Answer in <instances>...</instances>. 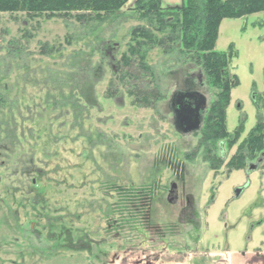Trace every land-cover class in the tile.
Returning a JSON list of instances; mask_svg holds the SVG:
<instances>
[{"label": "rangeland", "instance_id": "rangeland-1", "mask_svg": "<svg viewBox=\"0 0 264 264\" xmlns=\"http://www.w3.org/2000/svg\"><path fill=\"white\" fill-rule=\"evenodd\" d=\"M132 2L93 27L0 14V91H8L0 109V264H264V168L228 173L235 144L223 147L227 157L214 169L200 144L206 114L197 131L177 125L176 91H201L207 110L216 93L180 58L179 43H167L166 51L144 47L152 74L139 68L137 56L124 65L136 43L133 28L146 27L158 39L169 34L131 17ZM46 44L49 55L41 52ZM108 45L114 49L103 58ZM231 45L240 84L231 93L227 129L233 134L243 122L241 142L264 121V14L223 20L215 50ZM82 50L92 61L89 72L77 55ZM81 88L86 99L73 91ZM156 90L158 100L150 96ZM136 93L148 100L139 102ZM18 113L27 139L7 155L2 135ZM43 126L48 130L39 134ZM32 157L37 166L27 174ZM142 183L157 187L147 206L131 193ZM172 183L177 196L169 194Z\"/></svg>", "mask_w": 264, "mask_h": 264}, {"label": "trees", "instance_id": "trees-1", "mask_svg": "<svg viewBox=\"0 0 264 264\" xmlns=\"http://www.w3.org/2000/svg\"><path fill=\"white\" fill-rule=\"evenodd\" d=\"M128 1L0 0V14H24L26 20H34L41 17L47 19H75L82 26L91 25L94 22L97 25H101L110 22L112 17L120 12ZM129 11L131 12V17L141 22H146L147 26L152 27V24L155 25L156 30L159 32L165 33L169 31V34L164 38L158 39L146 27L138 26L133 28L131 36L133 40H136V43L135 45L131 44L129 50L123 55L124 65L129 66L131 58L137 56L139 68L143 72L152 74L151 67L145 63L144 47H149L150 45L159 46L166 51L169 46L167 43H179L178 54L180 58L197 66L207 84L216 90L215 99L210 103V107L205 113L206 120L200 141L201 145L207 146V153L211 158V166L214 169H219L223 165L225 157H223L222 152L226 153L223 148L225 145L229 149L238 144L236 153L227 163L228 173L235 169H246L247 162L254 160L260 153H264V121L259 119L256 126L241 142L239 141L244 133L243 122L235 133L230 134L228 132L226 111L231 102L232 90L240 84L237 74L232 70L231 62L238 54L233 45L226 52H218L215 49L219 37V28L223 20L245 18L256 13L264 14V0H183L179 6L168 7H163L161 0H135L133 5L129 7ZM90 27L93 26L91 25ZM71 37L70 35L69 38ZM68 42L70 43L71 41L68 40ZM111 49L114 48L110 45L106 48L103 47L101 51V54L103 53L102 57L107 58L108 54H111ZM41 52L48 55L51 54L47 44L42 46ZM77 55L82 60H88V57H86L88 55L83 50ZM91 63V60L87 61L86 71L88 72L93 68ZM84 67L85 64L84 66H77L76 64L72 66V68L80 69ZM75 78H77L76 75H69L72 83ZM71 89L72 87L70 91ZM1 90L0 109L3 108L7 101L6 94L8 92L2 88ZM73 91H81L80 94L82 96L85 93L82 88L81 90L74 89ZM136 95L138 97L137 100H140L139 102L141 103H143V100H148L146 98L147 94L136 93ZM87 96H84L85 99ZM150 96L158 100L160 93L157 90L152 91ZM78 101H80L79 98ZM79 104L81 105L82 103ZM18 115L20 114L12 115L13 119L11 121L13 123L11 128H7L5 133H3L4 135H2V138L6 140L4 152L7 155H10L13 151L22 150L21 144L25 143L24 141L27 139L22 128H19ZM42 117L44 116L40 118ZM2 124L8 125L10 121L5 123L2 120ZM48 128L50 129V127ZM46 130L48 129L43 126V129H40L38 133L41 134ZM32 132L34 134V131ZM50 138L46 140V147L50 146ZM34 147L36 153L41 151L39 143H35ZM23 149H25V146ZM35 166H37L35 157H32L27 163L28 169L25 173L31 174ZM262 167H264V163ZM155 192H157L155 184L142 183L131 193L143 203L142 205L145 204L144 206H147L150 200L154 198Z\"/></svg>", "mask_w": 264, "mask_h": 264}, {"label": "flooded vegetation", "instance_id": "flooded-vegetation-1", "mask_svg": "<svg viewBox=\"0 0 264 264\" xmlns=\"http://www.w3.org/2000/svg\"><path fill=\"white\" fill-rule=\"evenodd\" d=\"M179 92H182L183 94H185V96H184L185 98L183 97L179 100L176 99L177 94ZM199 94H202V92L197 90V89L188 87L187 89L178 90L172 95V99H171L172 110H173L174 114L177 116L176 117L177 125H179V127H181V130H183V131H184V127L181 124H179L180 122L178 121L179 109H180V107H185V108L192 107L193 108L196 105H199V101H200ZM207 107H208V100L206 99V105L205 106L203 105V108L201 109V115H204L206 113ZM201 120H202V116H201ZM222 154H223V157H225V158L227 157V154L224 151L222 152ZM263 158H264V153H260L254 160L247 162L246 170H249V169L257 170L260 167L264 168V167H262V165L264 163ZM176 173H180V172L176 171ZM177 175H179V174H177ZM177 189H178V185H177V188L175 189V192L172 193L171 195L177 196V194H176V191H178Z\"/></svg>", "mask_w": 264, "mask_h": 264}, {"label": "water", "instance_id": "water-1", "mask_svg": "<svg viewBox=\"0 0 264 264\" xmlns=\"http://www.w3.org/2000/svg\"><path fill=\"white\" fill-rule=\"evenodd\" d=\"M185 96L182 92H179L177 94L176 99H181ZM200 101L199 105H196L195 107L185 108L180 107L178 112V121L184 127V132H194L201 128V109L203 108V105H206V98L204 95L199 94ZM185 98V97H184ZM181 128V127H180ZM177 188L176 183H172L171 189H170V195L175 192V189ZM241 191L238 189L237 194H239ZM172 199L169 198V202H171Z\"/></svg>", "mask_w": 264, "mask_h": 264}, {"label": "crops", "instance_id": "crops-1", "mask_svg": "<svg viewBox=\"0 0 264 264\" xmlns=\"http://www.w3.org/2000/svg\"><path fill=\"white\" fill-rule=\"evenodd\" d=\"M132 1H133L132 3H134L135 0H132ZM161 2H162V5L164 3L165 7H168V6H171V5L175 6V5H178V4H182L183 1L182 0H179V2H176L174 0H172V1L171 0H161ZM236 256L233 255L231 258L236 257ZM246 260H250V259L247 258ZM148 264H157V263L152 262V263H148ZM165 264H185V263L184 262H181V261H175V262H168V263H165Z\"/></svg>", "mask_w": 264, "mask_h": 264}]
</instances>
